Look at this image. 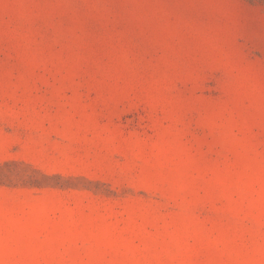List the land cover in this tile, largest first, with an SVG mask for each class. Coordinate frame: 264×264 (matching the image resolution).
<instances>
[{
	"label": "rangeland",
	"instance_id": "374dc122",
	"mask_svg": "<svg viewBox=\"0 0 264 264\" xmlns=\"http://www.w3.org/2000/svg\"><path fill=\"white\" fill-rule=\"evenodd\" d=\"M0 264H264V0H0Z\"/></svg>",
	"mask_w": 264,
	"mask_h": 264
}]
</instances>
